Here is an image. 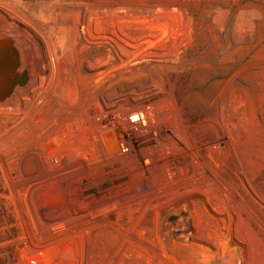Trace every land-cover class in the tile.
<instances>
[{"label": "rangeland", "instance_id": "1", "mask_svg": "<svg viewBox=\"0 0 264 264\" xmlns=\"http://www.w3.org/2000/svg\"><path fill=\"white\" fill-rule=\"evenodd\" d=\"M0 54V264H264V0H0Z\"/></svg>", "mask_w": 264, "mask_h": 264}, {"label": "water", "instance_id": "2", "mask_svg": "<svg viewBox=\"0 0 264 264\" xmlns=\"http://www.w3.org/2000/svg\"><path fill=\"white\" fill-rule=\"evenodd\" d=\"M10 65L6 59L0 54V72L9 70ZM104 143L107 147V152H111L116 149L115 140L111 132H106L102 135Z\"/></svg>", "mask_w": 264, "mask_h": 264}, {"label": "bare ground", "instance_id": "3", "mask_svg": "<svg viewBox=\"0 0 264 264\" xmlns=\"http://www.w3.org/2000/svg\"><path fill=\"white\" fill-rule=\"evenodd\" d=\"M131 119H132V120H136L137 117H136V116H133ZM120 132H121V131H119L118 133L120 134Z\"/></svg>", "mask_w": 264, "mask_h": 264}]
</instances>
